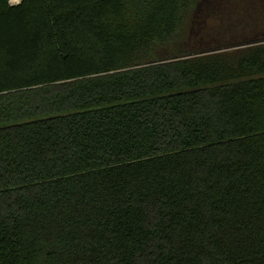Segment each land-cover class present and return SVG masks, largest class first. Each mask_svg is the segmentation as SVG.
Listing matches in <instances>:
<instances>
[{
	"label": "trees",
	"instance_id": "trees-1",
	"mask_svg": "<svg viewBox=\"0 0 264 264\" xmlns=\"http://www.w3.org/2000/svg\"><path fill=\"white\" fill-rule=\"evenodd\" d=\"M227 3L0 0V264H264V12Z\"/></svg>",
	"mask_w": 264,
	"mask_h": 264
},
{
	"label": "rangeland",
	"instance_id": "rangeland-1",
	"mask_svg": "<svg viewBox=\"0 0 264 264\" xmlns=\"http://www.w3.org/2000/svg\"><path fill=\"white\" fill-rule=\"evenodd\" d=\"M255 1L229 0V3L225 4L224 7L228 6V8L230 9L222 11L219 7L215 10V14L221 20L225 19L228 14H231L233 18L237 20L244 14H246V16L248 17L250 14V9H253L254 13L251 16V19L260 20L262 17V12H264V2H261V0Z\"/></svg>",
	"mask_w": 264,
	"mask_h": 264
},
{
	"label": "built area",
	"instance_id": "built-area-1",
	"mask_svg": "<svg viewBox=\"0 0 264 264\" xmlns=\"http://www.w3.org/2000/svg\"><path fill=\"white\" fill-rule=\"evenodd\" d=\"M21 0H8L9 5L16 6L20 4Z\"/></svg>",
	"mask_w": 264,
	"mask_h": 264
}]
</instances>
